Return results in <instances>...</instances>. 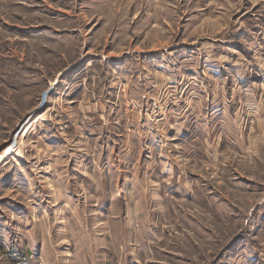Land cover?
<instances>
[{
    "label": "rangeland",
    "instance_id": "1",
    "mask_svg": "<svg viewBox=\"0 0 264 264\" xmlns=\"http://www.w3.org/2000/svg\"><path fill=\"white\" fill-rule=\"evenodd\" d=\"M0 264H264V0H0Z\"/></svg>",
    "mask_w": 264,
    "mask_h": 264
},
{
    "label": "bare ground",
    "instance_id": "2",
    "mask_svg": "<svg viewBox=\"0 0 264 264\" xmlns=\"http://www.w3.org/2000/svg\"><path fill=\"white\" fill-rule=\"evenodd\" d=\"M7 153H8V151H7ZM7 153H6V154H7ZM5 156H6V155H5Z\"/></svg>",
    "mask_w": 264,
    "mask_h": 264
}]
</instances>
